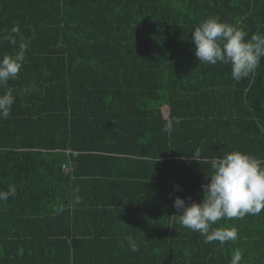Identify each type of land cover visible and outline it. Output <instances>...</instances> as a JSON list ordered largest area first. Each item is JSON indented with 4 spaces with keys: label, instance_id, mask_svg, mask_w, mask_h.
Returning <instances> with one entry per match:
<instances>
[{
    "label": "trees",
    "instance_id": "obj_1",
    "mask_svg": "<svg viewBox=\"0 0 264 264\" xmlns=\"http://www.w3.org/2000/svg\"><path fill=\"white\" fill-rule=\"evenodd\" d=\"M209 17L250 38L264 0H0V58L27 45L0 87L16 97L0 191L17 190L0 201V264H264V210L212 225L237 230L223 244L173 217L210 180L197 148L264 160V58L240 82L200 63L191 32Z\"/></svg>",
    "mask_w": 264,
    "mask_h": 264
},
{
    "label": "clouds",
    "instance_id": "obj_2",
    "mask_svg": "<svg viewBox=\"0 0 264 264\" xmlns=\"http://www.w3.org/2000/svg\"><path fill=\"white\" fill-rule=\"evenodd\" d=\"M191 41L200 63L230 64L231 76L236 82L248 78L264 58V33H253L248 38V32L243 27L221 22L219 17H209L195 27L191 32ZM11 43L15 44V39ZM26 50L27 45L22 43L16 55L0 58V87L17 78ZM15 101L10 88L0 94V118L10 115ZM192 159L202 165H210L211 175L206 176L210 180L201 185L202 198L199 203L192 201L186 204L185 199L177 196L174 208L179 214L173 217H178L184 228L198 231L205 238V243L219 241L223 244L235 240L237 230L234 227L212 228V225L224 218H243L245 215H258L264 210V160L239 150L209 159L202 156L199 148L192 154ZM16 191L15 186L11 185L6 191H0V201L14 197ZM81 202L82 198L75 196V203ZM126 240L131 251L139 250L133 236H127ZM240 259L237 253L231 264H239Z\"/></svg>",
    "mask_w": 264,
    "mask_h": 264
},
{
    "label": "water",
    "instance_id": "obj_3",
    "mask_svg": "<svg viewBox=\"0 0 264 264\" xmlns=\"http://www.w3.org/2000/svg\"><path fill=\"white\" fill-rule=\"evenodd\" d=\"M168 107L166 106V109H165V112H164V110H163V112L165 113V116H167V114H168Z\"/></svg>",
    "mask_w": 264,
    "mask_h": 264
},
{
    "label": "built area",
    "instance_id": "obj_4",
    "mask_svg": "<svg viewBox=\"0 0 264 264\" xmlns=\"http://www.w3.org/2000/svg\"><path fill=\"white\" fill-rule=\"evenodd\" d=\"M62 167H63L64 170L68 169V167L65 164H63Z\"/></svg>",
    "mask_w": 264,
    "mask_h": 264
},
{
    "label": "rangeland",
    "instance_id": "obj_5",
    "mask_svg": "<svg viewBox=\"0 0 264 264\" xmlns=\"http://www.w3.org/2000/svg\"><path fill=\"white\" fill-rule=\"evenodd\" d=\"M165 107H166V105H163V106H162V109L164 110Z\"/></svg>",
    "mask_w": 264,
    "mask_h": 264
}]
</instances>
